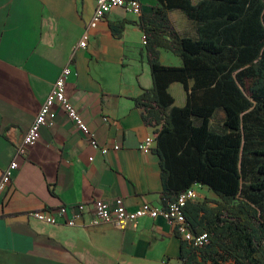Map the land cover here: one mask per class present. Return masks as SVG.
Returning a JSON list of instances; mask_svg holds the SVG:
<instances>
[{
    "label": "crops",
    "instance_id": "1",
    "mask_svg": "<svg viewBox=\"0 0 264 264\" xmlns=\"http://www.w3.org/2000/svg\"><path fill=\"white\" fill-rule=\"evenodd\" d=\"M139 1L143 13L159 5V0ZM96 5V0H0V179L10 163L19 164L0 199V264H182V239L162 217L121 229L113 224L54 226L29 215L119 197L132 210L144 203L162 206L160 159L154 151L140 149L156 130L145 124L135 102L153 86L144 32L137 25L140 16L114 8L91 31L88 47L73 56ZM169 18L182 37H198L196 23L183 11L173 10ZM124 22L116 37L112 25ZM160 62L167 67L184 64L163 48ZM66 66L72 70L67 97L108 153L92 147L58 110L53 123L42 127L40 140L18 155ZM169 92L175 106L187 104L182 83H173ZM224 119L219 111L213 126L221 129ZM194 188L196 202L208 200L214 207L220 201L207 186Z\"/></svg>",
    "mask_w": 264,
    "mask_h": 264
},
{
    "label": "trees",
    "instance_id": "2",
    "mask_svg": "<svg viewBox=\"0 0 264 264\" xmlns=\"http://www.w3.org/2000/svg\"><path fill=\"white\" fill-rule=\"evenodd\" d=\"M173 10L196 23L197 38L178 33ZM137 25L147 38L153 86L135 102L156 129L162 206L197 184L220 198L214 207L187 203L189 230L208 240L199 247L182 240L181 263L264 264V0H159ZM124 28L112 25L116 37ZM162 48L183 66H164ZM175 82L187 93L184 107L169 92ZM219 111L221 129L212 124Z\"/></svg>",
    "mask_w": 264,
    "mask_h": 264
},
{
    "label": "built area",
    "instance_id": "3",
    "mask_svg": "<svg viewBox=\"0 0 264 264\" xmlns=\"http://www.w3.org/2000/svg\"><path fill=\"white\" fill-rule=\"evenodd\" d=\"M96 8L94 15L86 27L82 38L78 45L73 49V56L78 49L88 47L91 39V31L95 29L107 15L116 7L122 8L127 12L140 16L142 13V5L139 0H96ZM143 44L146 46L147 38L144 35ZM72 70L66 66L55 84L51 92L42 105L35 121L33 122L28 133L25 135L22 144L18 148V155H24L29 147L34 146L41 138V129L47 124H52L55 120L58 110L63 111L69 119L76 124L82 134L89 140L92 147L99 149L103 154L108 153L107 147H101L94 133L90 130L84 121L80 111L74 107L66 94L67 81ZM156 147L155 135L148 136L140 145V149L144 153H152ZM119 145L115 146L118 150ZM93 161V158H90ZM19 169V164L13 161L3 171L0 179V199L12 184L15 173ZM199 195L194 187L184 191L180 196L167 207H158L150 203H144L135 210L128 208L123 198L119 197L113 201L103 199H95L89 203H78L74 207L69 208L62 206L56 209L42 208L33 210L29 213L34 219L48 224L66 227L100 226L113 224L121 229L135 226L144 218L157 219L162 217L169 223L173 224L181 239L193 244L196 247L204 245L208 240V234L195 236L190 230L184 209L188 202L197 201Z\"/></svg>",
    "mask_w": 264,
    "mask_h": 264
},
{
    "label": "rangeland",
    "instance_id": "4",
    "mask_svg": "<svg viewBox=\"0 0 264 264\" xmlns=\"http://www.w3.org/2000/svg\"><path fill=\"white\" fill-rule=\"evenodd\" d=\"M219 119V118H218ZM225 264H232V262H229V263H225Z\"/></svg>",
    "mask_w": 264,
    "mask_h": 264
}]
</instances>
